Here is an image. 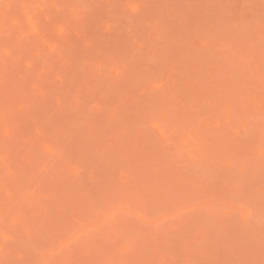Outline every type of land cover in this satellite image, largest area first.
I'll return each mask as SVG.
<instances>
[{"label": "rangeland", "instance_id": "obj_1", "mask_svg": "<svg viewBox=\"0 0 264 264\" xmlns=\"http://www.w3.org/2000/svg\"><path fill=\"white\" fill-rule=\"evenodd\" d=\"M0 264H264V0H0Z\"/></svg>", "mask_w": 264, "mask_h": 264}]
</instances>
